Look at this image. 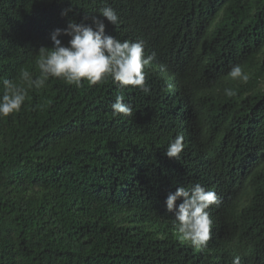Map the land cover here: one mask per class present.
<instances>
[{
  "label": "trees",
  "instance_id": "1",
  "mask_svg": "<svg viewBox=\"0 0 264 264\" xmlns=\"http://www.w3.org/2000/svg\"><path fill=\"white\" fill-rule=\"evenodd\" d=\"M87 1L83 17L109 6L0 0V80L19 83L21 70L35 78L40 48L54 46L45 35L70 21L62 10L77 9L72 20L92 23L80 17ZM112 5L124 21L115 35L146 40L145 52L155 53L159 67L185 65L197 55L222 82L210 98L192 95L189 109H179V96L165 93L148 69V93L111 78L80 87L50 78L29 90L20 112L0 118V264H232L236 256L240 264H264V0ZM234 64L249 74L247 83L228 75ZM226 88L237 94L227 97ZM117 95L131 104V116L113 115ZM178 134L184 149L169 158L165 150ZM245 156L256 158L248 166L251 179L209 214L217 222L236 215L243 223L236 242L246 248L226 259L215 246L197 251L174 239L168 194L200 184L211 164Z\"/></svg>",
  "mask_w": 264,
  "mask_h": 264
},
{
  "label": "clouds",
  "instance_id": "2",
  "mask_svg": "<svg viewBox=\"0 0 264 264\" xmlns=\"http://www.w3.org/2000/svg\"><path fill=\"white\" fill-rule=\"evenodd\" d=\"M80 1L81 0H76ZM109 6L99 10V16L83 17L87 13L86 2L80 17L92 22H75L78 10L68 7L62 10L61 15L70 19L63 28L49 29L53 31L45 35V39L52 48L41 47L39 58L36 61L38 75L33 77L27 70H21L18 75L19 83L15 80L4 78L0 80L2 93H0V118H6L22 110L31 89L40 90L44 88L50 78L63 80L68 85L80 87L82 82L95 85L103 80H111L120 86H133L148 93L150 89L145 85V70L149 75L160 81L166 87L165 93L175 94L179 97L175 104L179 109L188 108L192 95L201 96L204 99L213 95L216 85L221 81L217 74L206 67L199 56L190 61L176 62L177 66H158L155 61V53L148 55L145 52L146 40L131 32L130 36L118 38L115 35V25L121 22L117 8L112 5L115 0H105ZM138 9L152 3V0H137ZM101 17L106 18L104 22ZM68 21V20H67ZM67 21H62L63 26ZM122 19V24H123ZM173 41H179V36L171 31ZM134 34V37H133ZM69 36L70 40L67 41ZM169 32L167 37H169ZM65 43V45L62 43ZM67 45V46H66ZM159 50V49H158ZM161 51V50H160ZM164 55L168 52H164ZM168 55V54H167ZM159 62V60H158ZM160 63V62H159ZM189 73L190 80L184 82V77ZM228 75L233 80L247 83L250 79L240 64L230 67ZM149 79V78H148ZM224 94L233 97L237 93L231 88H226ZM114 116H131L133 109L130 103L125 102L123 95H117L111 104ZM184 149L183 135H177L166 150L165 155L169 158H178ZM256 158L249 159L247 156L240 158L237 162L224 164L222 166L212 165L206 168L202 182L191 184L189 187L183 185L177 187L175 192H170L165 204L167 211L174 214L173 223L176 226L172 235L178 242L187 244L199 251L215 246L218 254L226 259L232 258L234 254L240 253L247 244L237 243L235 235L243 230V223L234 215L224 220H214L210 213L216 211L221 203L227 202L229 190L240 191L251 176L248 166ZM244 182V183H243ZM250 188H247V191ZM246 196V195H245ZM245 196L242 198L244 199ZM182 202L177 205V201ZM249 222L248 220H245ZM164 235V232L159 231ZM170 232V230H169ZM169 236V234H168ZM232 238L236 243L229 241ZM245 246V247H243ZM232 264H240V257L236 256Z\"/></svg>",
  "mask_w": 264,
  "mask_h": 264
}]
</instances>
